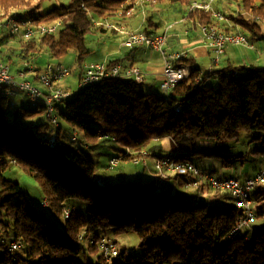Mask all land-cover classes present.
Listing matches in <instances>:
<instances>
[{"label": "trees", "instance_id": "obj_1", "mask_svg": "<svg viewBox=\"0 0 264 264\" xmlns=\"http://www.w3.org/2000/svg\"><path fill=\"white\" fill-rule=\"evenodd\" d=\"M48 1L52 0H0V19L14 13H18V20L31 18L36 23L60 19L62 25L52 34L19 37V54L29 61L25 53L40 46H46L54 56L74 48L82 75L92 52L87 35L97 29L108 30L96 21L135 6L131 0H68L40 12ZM163 1L184 12V23L199 24L200 30L203 24L220 22L212 12L192 9L195 0H158ZM220 1L214 7L222 4ZM228 1L251 14L239 13L237 23L252 38L264 39L258 20L264 19V0ZM9 60L4 62L12 67ZM179 62L192 66V72L169 96L145 90L134 78L122 77L80 89L58 110L68 127L63 132L60 124L53 141L39 135L41 124L34 129L17 123L39 114L46 116L43 104L33 107L18 97H0V264H109L99 246L89 239L107 235L109 230L115 237L135 233L141 248L140 253L120 248L113 264H264V226L247 231L249 242L228 238L242 214L235 203L217 207L204 199L166 191L155 181L108 185L95 180L98 161L84 144L91 148L106 140L102 138L106 134L116 138L118 155L124 160L142 156L153 140L165 137H172L187 151L180 158L190 160L194 152L224 156L220 151L195 149L198 140L237 139L243 130L264 132L263 67L229 65L202 71L192 58L185 56ZM200 75L201 85L197 84ZM9 108L16 119L10 117ZM75 130L79 141L72 139ZM12 166L20 167L39 183L49 201L46 207L56 215L64 217V209L73 199L87 203V212L69 208L70 217L59 224L35 207L19 180L7 175ZM178 176L187 183L188 177ZM202 187L212 189L206 184L193 188ZM253 198L261 208L259 215L263 214L264 184ZM11 234L22 242L18 249H11L6 241ZM108 237L118 244L116 238Z\"/></svg>", "mask_w": 264, "mask_h": 264}, {"label": "built area", "instance_id": "obj_2", "mask_svg": "<svg viewBox=\"0 0 264 264\" xmlns=\"http://www.w3.org/2000/svg\"><path fill=\"white\" fill-rule=\"evenodd\" d=\"M217 0H195L191 8H203L205 11L212 12L213 16L221 23H228L229 19L226 13L214 7ZM138 3H158V0H138ZM134 6L124 8L118 12L120 17L132 16ZM18 13L7 15L0 19V29L8 28L11 34L24 39H31L36 35L52 34L62 25L60 19L53 22H34L31 18L18 20ZM96 25H102L107 29L113 30L122 36L121 45L129 48L137 46H147L156 50L163 60V80L161 88L165 96H169L176 84L190 76L192 67L181 64L179 61L186 56L185 51H170L168 49L169 31L173 24H169L162 32H146L144 30L131 29L125 24L116 23L108 18L96 21ZM201 32L205 43L212 48L214 52V62L219 63L221 56L230 46H245L254 48L249 36L240 31H228L224 27L216 24H203ZM71 74V69L61 63H48L43 69H38L33 64H27L17 72L12 71L9 63L0 61V97L15 98L24 97V102L33 107L43 104L47 119L55 126L60 125V117L57 102H63L75 96L78 91L85 86L94 85L107 79L122 77L134 78L138 82L143 80V72L136 66H124L121 63L111 64L110 61H93L84 65L83 75L78 83V87L63 88L56 86L61 80ZM203 77L200 75L197 84H202ZM14 106V104H13ZM178 110L180 107L177 108ZM104 139L116 138L108 134L103 135ZM72 139L79 141L77 130L73 132ZM89 146L88 144H84ZM180 151L172 155L156 158L154 167L163 177L167 173L185 175L188 177L187 186L198 187L206 184L215 191L226 192L233 199L237 207L242 211L235 226L231 229L228 238H241L244 242L250 241V234L243 229L251 227L257 217L254 203V192L264 184V170L258 172L254 177L244 181L233 176L217 177L210 171L200 168L191 160L180 158ZM123 159V155H116L110 160V167L118 166ZM132 161L136 164L142 163L149 167V162L145 157H135ZM44 205L49 206V201L44 200ZM71 210L64 209V218L70 217ZM91 243L99 246L101 253L106 257L109 264H113L114 258L120 255V247L107 235L100 238L89 237ZM22 246L19 239L11 242V249H18Z\"/></svg>", "mask_w": 264, "mask_h": 264}, {"label": "rangeland", "instance_id": "obj_3", "mask_svg": "<svg viewBox=\"0 0 264 264\" xmlns=\"http://www.w3.org/2000/svg\"><path fill=\"white\" fill-rule=\"evenodd\" d=\"M227 1V2H226ZM60 2L67 3L68 0H61V1H48L44 3V5L41 7L40 12H43L45 10H48L49 8H52L54 6H57L60 4ZM221 3H225V9L224 12L228 16V19L234 23L237 24V21L235 20L236 15L243 12L246 16L251 17L250 13H247L243 11V9L237 4L228 1V0H221ZM158 7V6H157ZM184 12H181L179 16L183 15ZM260 20V25L264 31V19H258ZM226 23V22H224ZM219 24H221L219 22ZM240 26V25H239ZM241 29H243L240 26ZM243 32H245L251 40L255 43V48H248V47H242L239 49H242L247 55L249 60L255 61V64H260V61H262L261 66H264V39L259 38H252L250 33L243 29ZM101 35H105L104 37H101ZM115 35L113 34L112 30L108 29L106 32L100 31V30H93L87 35V43L90 50H95V53H92L87 56L85 61L94 59L97 57L98 54H104L105 49L108 48V46L111 44L112 40L115 38ZM110 40V41H109ZM0 44L2 45V51H9L6 54L0 53L1 57L0 61H8L10 59L11 55H15L17 57L20 55V57L25 58L22 56V54H19L20 52V41L19 37L17 35L11 34L10 30L8 28H2L0 29ZM10 47V48H9ZM230 49V48H229ZM260 50H263V53ZM24 51V50H23ZM11 54V55H10ZM214 54V53H213ZM27 55V56H26ZM26 58H31V60H21V58L18 59L20 64L23 67H26L27 64H33L35 66H41L40 68L43 69L49 62L50 63H61L65 65L66 67L71 69V74L66 77L65 79L61 80L59 82L60 87L63 88H77L78 83L80 81L79 79V73L81 72L80 65L77 61V53L74 48L69 49V51L62 55V56H54L49 49L46 46H40V48H34L30 49V51L26 54ZM224 55L221 56V58ZM101 57V56H100ZM13 63V62H12ZM217 64L216 62H212V65L214 66ZM197 66L201 67L199 64H196ZM15 65H12V71H14ZM84 71V69H83ZM162 92V90H161ZM23 95V94H21ZM65 101L63 102H57L56 106L58 110H61L65 108ZM16 106V105H15ZM13 110H16L17 108H12ZM22 111L23 109H19ZM11 113V108H9V114ZM11 118H15L14 114H10ZM20 118V117H18ZM23 118V117H22ZM22 121L19 119L17 123L20 126H32L34 129H36V124H41V128L38 131L39 135L42 137H47L51 141L55 139L56 132L58 129V126L53 125L44 114H39L35 117L30 118H23ZM60 124L63 127V132L67 130L68 124L65 120V118H60ZM87 141V140H86ZM85 141V142H86ZM208 142V143H204ZM119 147L120 144L111 140L106 139L103 141H98L95 147L88 148L85 146L86 151L95 159L98 161L97 164V170L95 175L96 182L100 184H108V185H115L119 184L121 182H124L122 178H125L127 174L133 171H142V164H134L129 160H122L121 163L116 167H110V158L114 155H117L119 153ZM195 149L198 150H213V151H220L224 154V156H208L203 153H192L189 157L196 165H198L200 168L205 169L207 171H210L214 176L217 177H226V176H233L236 178H239L241 180H245L250 177H254L258 172L264 170V132L261 131H249V130H243L241 131L239 137L237 139H226L221 141H212V140H198L196 141V145L194 146ZM144 154L142 156L138 157H144ZM135 158V157H134ZM7 175L12 178L19 180L22 184L23 188L26 189L31 197L32 202L35 205L37 209L40 211H43L47 213L49 216H51L54 220H56L59 224H63L65 222L64 217L58 216L55 213L51 211L49 207H46L44 205V193L39 185V183L31 176L26 174L22 171V169L18 166H12L11 169L7 171ZM211 191L214 193L215 190ZM227 204L231 205L234 202L233 198H228ZM217 207L224 206L223 204H216ZM88 204L85 202H82L78 199H73L70 201L68 207L76 208V210H80L82 212H87L88 210ZM256 212L258 213L256 221L252 224V227L244 228L243 231L247 232L248 229L260 228L264 226V213L259 215V205L255 204ZM264 211V208H263ZM107 236H112L113 238L118 239V245L120 248L125 249L127 248L130 251H133L135 253H140L141 248L139 247L138 243V237L135 233H130L126 235L121 236H113L112 230L107 231ZM14 239V235L11 234L10 237H7V242L10 244L12 240ZM85 245V244H84ZM88 258L97 260V257L94 255H87Z\"/></svg>", "mask_w": 264, "mask_h": 264}, {"label": "crops", "instance_id": "obj_4", "mask_svg": "<svg viewBox=\"0 0 264 264\" xmlns=\"http://www.w3.org/2000/svg\"><path fill=\"white\" fill-rule=\"evenodd\" d=\"M131 3H134L135 5L132 16L120 17L119 15H115L110 17L109 19L116 23L125 24L131 29H148V31L155 33L162 32L169 24H173V27L169 31L167 45L168 49L170 51H185L186 57L194 59L195 64H199L202 71L214 70L216 68H225L229 65H255L264 68V66H261L262 61H260V64L256 65L255 61L249 60L248 55L242 49H239L245 46H230V49L228 48L227 51L223 54L224 56L220 59V62L213 66L212 62H214V52L212 48L209 47L203 40V35L200 30L199 24L194 25L192 21H189V23H184V20L182 18L183 15L179 16L181 12L178 11V9L174 8V6L167 1L158 2L156 4H141L138 3V0H131ZM224 5L225 3L218 4L215 5V8L226 11ZM218 25L224 27L228 31L243 32V29L240 28L238 23L234 24L230 20L228 23H222ZM99 30L106 32V30ZM112 32L115 35V38L112 40L108 48L103 50L104 54H100L97 52L96 54L98 55L96 58L88 60L85 63L107 60L116 61L117 63H121L124 66H136L143 72V80L141 82L143 88L148 91H155L163 94V91L161 92V82L163 80V60L160 54L156 50L144 45L134 48L122 46V36L115 31ZM104 36L105 35H101V37ZM251 42L254 44L255 48L256 45L253 40H251ZM2 49V45L0 44V53L6 54L9 52L7 51L8 49L6 51H2ZM260 51V54L263 53V50ZM95 52V50L92 51V53ZM11 57L12 59L9 61L12 65H15L14 72H17L20 68L23 67L20 64L21 62L18 61L19 58H21V60L23 61H28V59L20 57V55H18L17 57H15V55H11ZM0 58H2L1 55ZM81 77L82 73L80 72L79 79ZM18 98L22 102H24L25 100L22 95L18 96ZM93 147L95 146H92L91 148ZM145 151L146 152L143 156L147 158L149 167H145L142 163H139L143 166L142 171H130V173L125 176V178H122L123 181H155L157 182L159 187L169 192L182 193L185 195H189L193 199H204L214 204H223L224 206L234 205V203L231 205L226 203L228 198H232L226 192L213 193L208 187H202L200 189L189 187L184 182L182 176L167 173L163 177L159 172L156 171L154 167V161L156 158H160L166 155H172L177 151H180L182 154L187 153V151L181 148L172 137L153 140ZM131 162L134 163L133 161ZM192 162L194 163V161Z\"/></svg>", "mask_w": 264, "mask_h": 264}]
</instances>
